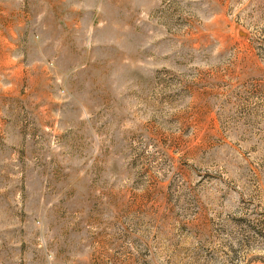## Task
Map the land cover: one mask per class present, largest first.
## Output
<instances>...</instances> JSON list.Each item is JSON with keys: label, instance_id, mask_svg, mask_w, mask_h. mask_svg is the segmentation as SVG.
Segmentation results:
<instances>
[{"label": "rangeland", "instance_id": "1", "mask_svg": "<svg viewBox=\"0 0 264 264\" xmlns=\"http://www.w3.org/2000/svg\"><path fill=\"white\" fill-rule=\"evenodd\" d=\"M0 264H264V0H0Z\"/></svg>", "mask_w": 264, "mask_h": 264}]
</instances>
